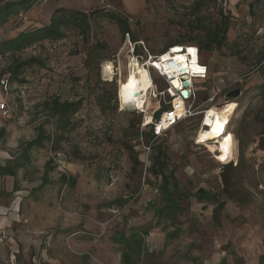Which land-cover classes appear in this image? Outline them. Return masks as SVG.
Masks as SVG:
<instances>
[{
    "label": "rangeland",
    "instance_id": "obj_1",
    "mask_svg": "<svg viewBox=\"0 0 264 264\" xmlns=\"http://www.w3.org/2000/svg\"><path fill=\"white\" fill-rule=\"evenodd\" d=\"M6 1L17 0H0V6ZM193 1L37 0L0 26L3 41L47 25L57 8L94 15L87 45L70 31L62 40L0 57V81L7 82L6 90L0 85V105L7 110L0 108V167L11 165L17 174L0 175V205L10 218L6 228L0 226L3 250L9 251L12 240L26 248L34 242L45 264H129L122 263L117 238L139 235L135 249L140 246L142 252L135 264H264V150L258 148L264 139V68L259 62L264 63V0L217 1L229 13L230 26L223 48L197 53L207 75L191 82L193 97L187 105L192 117L168 125L151 141L150 120L154 123L156 112L170 104L167 86L151 65L146 67L152 89L144 112L120 107L118 85L131 60L143 66L162 56L165 46L194 38L196 31L188 30L185 20ZM101 12L126 19L131 35L122 39L117 25ZM201 15L207 24L217 20L215 8ZM93 44L99 46L89 55L87 47ZM29 58L42 65L22 68L11 81V67ZM105 64L113 72L108 82ZM235 90L239 97H228ZM54 97L82 101L71 132L59 151L32 149L26 161L20 146L47 121L43 103ZM225 104L238 107L224 135L197 144L204 112ZM243 117L244 157L231 192L225 193L221 168L238 161L235 134ZM45 129L53 132V123ZM157 145L167 157L168 171L174 172L171 188L181 194L183 210L174 219L154 215L162 204L159 179L149 172ZM198 189L224 204L219 225L212 221L213 206L193 197ZM174 230L176 238H166ZM3 263L10 264L9 255Z\"/></svg>",
    "mask_w": 264,
    "mask_h": 264
},
{
    "label": "trees",
    "instance_id": "obj_2",
    "mask_svg": "<svg viewBox=\"0 0 264 264\" xmlns=\"http://www.w3.org/2000/svg\"><path fill=\"white\" fill-rule=\"evenodd\" d=\"M37 0H17V1H6L0 6V26L5 24L9 18L18 15L20 12L26 13L30 7ZM218 0H194L189 9L186 23L188 24V30L196 31L194 38L177 40L171 45H167L162 50V53L168 52L170 48L181 47L185 48L184 44L192 43L197 49V53L201 54L204 52L212 53L219 51L224 47L226 43V36L230 26L229 13H224L220 6H217ZM217 6V7H216ZM209 8L216 9L217 20L213 23L207 24L204 17L201 15L202 11ZM103 16L108 18L109 21L114 22L119 31L121 38L127 34L131 35V30L126 19H123L116 14H106L101 12ZM106 14V15H105ZM94 15L87 14L79 11H72L64 8H57L51 15L49 23L40 28L24 31L18 33L15 37L0 40V57L14 56L19 52L31 47L34 44L41 43L43 41H59L65 38L67 32L73 31L82 39V42L87 45L90 35L91 18ZM133 42H136L133 39ZM99 45L93 44L87 47L86 52L90 55L93 49ZM100 47L105 48L103 45ZM260 62V67L264 68V63ZM42 65V62L35 58H29L22 63H17L11 67L10 80L15 81L19 71L24 67L32 65ZM262 96L264 97V86L261 87ZM82 101L80 99L76 101H61L58 97H54L43 103V110L46 113L47 121L39 124L35 131V137L20 146L22 158L28 160V153L32 149H43L46 146L50 150L57 152L60 149V145L63 141H66L67 136L71 132L72 117L79 111ZM169 108L162 106L159 111L155 114V119H158L160 114L167 111ZM48 122L53 123L54 131L48 132L45 129V124ZM244 117L240 119L239 125L236 129V137L239 145V158L237 163L233 166L232 163H227L222 166L220 179L225 193H230L233 185V174L241 165L244 157L245 143L243 142V135L245 126L243 124ZM2 131H0V135ZM156 137L151 133V141L154 142ZM258 148L264 150V139L258 142ZM131 150V149H130ZM153 155L151 156V162L149 172L152 176L159 179V193L162 198L161 206L154 212L157 220L164 217L174 219L175 215L181 212L183 209L180 206V199L178 198L179 191L171 188L174 178V172L168 171V161L165 153L161 150L160 146L153 147ZM225 151L222 153H226ZM16 166H19L17 164ZM0 175L9 176L16 178L17 174L13 170L11 165L0 167ZM62 180L70 186H74V181L70 182L69 178L62 176ZM14 190H17L14 185ZM193 197L199 202H205L213 206L212 210V221L214 224H220V214L224 204L218 201L217 195L211 194L203 189H198L193 194ZM160 222V221H159ZM175 223H172L174 225ZM177 231L166 233V238H176ZM139 235L131 237V239L118 237L117 242L122 246L121 260L122 263L135 264L137 257L142 252L140 246L135 249V245L139 242Z\"/></svg>",
    "mask_w": 264,
    "mask_h": 264
},
{
    "label": "bare ground",
    "instance_id": "obj_3",
    "mask_svg": "<svg viewBox=\"0 0 264 264\" xmlns=\"http://www.w3.org/2000/svg\"><path fill=\"white\" fill-rule=\"evenodd\" d=\"M177 48L178 50L173 51L176 53L175 60L172 61V55L165 52L162 54L163 57L159 60L156 67L167 72L170 78L172 76L175 77L172 85L176 89H181L183 82H180L177 76H186L189 85V82L191 83L193 79L203 78L200 75L203 73V69L199 64L195 47L187 46L182 50L179 49L181 47ZM152 62L153 61H149L143 66H140L134 59L129 62L125 81H120L118 85V98L121 108L133 106L144 112L148 93L150 89H152V79L146 67L150 66ZM151 67L153 66L151 65ZM103 74L107 78V82L113 79V72L110 65H106L103 68ZM183 76H181V78ZM237 107L238 105L225 104L217 111L207 109L203 118L202 128L198 133L197 139L199 141L197 144H204L213 139H220V137L224 135L229 119L232 118V114ZM175 108V111L166 112L163 116L159 124L160 130L165 128L167 130L168 125L174 124L178 118L181 119L184 110L183 102L177 99L175 101ZM147 119H149L148 116Z\"/></svg>",
    "mask_w": 264,
    "mask_h": 264
},
{
    "label": "built area",
    "instance_id": "obj_4",
    "mask_svg": "<svg viewBox=\"0 0 264 264\" xmlns=\"http://www.w3.org/2000/svg\"><path fill=\"white\" fill-rule=\"evenodd\" d=\"M179 49H184V48H179ZM196 49V48H195ZM176 50H178V48L177 47H174V48H170L169 50H168V52L167 53H170L171 55H172V61L173 60H175V58H176V56H175V54L176 53H174L173 51H176ZM196 55H197V49H196ZM163 56H159V57H155L154 59H151V58H149V60H153V62L151 63V65L153 66V67H151V69H153L158 75H159V77H161V79L165 82V84H166V88H165V93L167 94V96H168V98H169V108H168V110L167 111H165V112H163L160 116H159V118L158 119H155L154 120V123H152L151 122V120H150V125H151V127H153V135H154V137H156V138H158V137H160L161 135H162V132L163 131H161L160 129H159V124H160V122H161V120H162V118H163V116L166 114V112H169V111H175L176 110V108H175V101L177 100V99H179V100H181L182 102H183V108H184V110H183V115H182V117H181V119H177L175 122H174V124H176L177 122H179V121H183V120H185V119H187V118H189V117H192V115H193V111H192V108L190 107V106H188L187 105V103L192 99V97H193V93H192V91H191V83L189 82V85L187 86V87H184L183 86V84H182V87H181V89H176L173 85H172V83H173V81H174V79H175V77H169V75H168V73L167 72H165V71H162L159 67H156V65L159 63V60L162 58ZM202 69H203V73L202 74H200L203 78H205L206 77V75H207V68L206 67H204V66H202ZM181 76H183V75H181ZM181 76L179 75V76H177L178 78H179V81L180 82H184V80H182V78H181ZM0 85L3 87V89L4 90H6V88H7V82L6 81H4V80H1L0 81ZM183 90H186L187 92H188V96H187V98H184L182 95H181V92L183 91ZM0 108H1V110H3L4 111V113H6L7 112V110H6V106H5V104L4 103H2L1 105H0ZM206 112V111H205ZM205 112H204V114H205ZM203 114V115H204ZM174 124H171V126L172 125H174ZM149 125V126H150ZM206 129V128H205Z\"/></svg>",
    "mask_w": 264,
    "mask_h": 264
},
{
    "label": "crops",
    "instance_id": "obj_5",
    "mask_svg": "<svg viewBox=\"0 0 264 264\" xmlns=\"http://www.w3.org/2000/svg\"><path fill=\"white\" fill-rule=\"evenodd\" d=\"M2 209L4 208L0 205V226L6 228L10 218H6V213ZM33 244L34 242L27 248L20 247L16 241L12 240L9 251H5L0 247V264H4L3 262L8 255L10 264H14L11 263L12 259L15 264H45L40 245L36 247ZM27 250H29V253H27Z\"/></svg>",
    "mask_w": 264,
    "mask_h": 264
},
{
    "label": "water",
    "instance_id": "obj_6",
    "mask_svg": "<svg viewBox=\"0 0 264 264\" xmlns=\"http://www.w3.org/2000/svg\"><path fill=\"white\" fill-rule=\"evenodd\" d=\"M182 80H184V82H183V86H184V87H187V86H188V82H187V80H186V76H183V77H182ZM181 95H182L184 98H187V96H188V92H187L186 90H183V91L181 92ZM239 95H240V90H235V91H232V92L228 95V97H230V98H237V97H239Z\"/></svg>",
    "mask_w": 264,
    "mask_h": 264
}]
</instances>
